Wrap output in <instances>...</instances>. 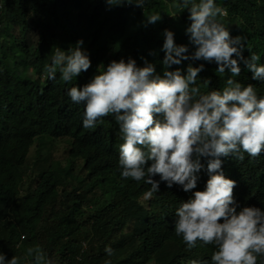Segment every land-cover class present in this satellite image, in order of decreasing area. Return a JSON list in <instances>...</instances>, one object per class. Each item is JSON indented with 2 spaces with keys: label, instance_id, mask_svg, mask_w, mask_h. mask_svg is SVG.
<instances>
[{
  "label": "trees",
  "instance_id": "1",
  "mask_svg": "<svg viewBox=\"0 0 264 264\" xmlns=\"http://www.w3.org/2000/svg\"><path fill=\"white\" fill-rule=\"evenodd\" d=\"M227 9L221 18L232 37L246 38L243 55L260 56L264 64V0H217ZM160 12L162 19L145 26V17ZM175 15V16H174ZM187 9L174 0H147L143 9L119 0H0V251L31 264L27 248L40 247L55 264H189L210 261L214 246L186 248L175 235V210L191 193L160 184L148 200L150 185L121 179L119 146L123 143L113 117H103L93 129L82 126L83 104L66 95L72 86L87 84L113 60H143L162 74L163 31L175 34L177 45L189 44L185 35ZM83 40L91 67L71 83L57 74L44 76L55 47L67 50ZM202 61H184L198 66ZM242 71L235 80L253 84L264 96V82ZM205 63L199 73L201 91L222 90L230 73H216ZM170 69V70H173ZM209 80L208 88L203 85ZM67 144V158L57 167L48 159L50 148ZM34 151L35 161H29ZM223 159L227 178L236 181L234 200L241 206L264 207V152L240 161ZM203 162V161H202ZM32 163V164H31ZM202 191L206 173H199ZM159 179V177H155ZM110 245L114 254L104 252ZM257 264H264L258 257Z\"/></svg>",
  "mask_w": 264,
  "mask_h": 264
},
{
  "label": "clouds",
  "instance_id": "2",
  "mask_svg": "<svg viewBox=\"0 0 264 264\" xmlns=\"http://www.w3.org/2000/svg\"><path fill=\"white\" fill-rule=\"evenodd\" d=\"M146 2L119 0V5L143 9ZM174 6L189 12L185 35L192 51L177 45L174 32L165 29L162 74L143 57L142 67L131 57L121 58L98 69L87 84L67 89L66 95L83 104L85 129L95 128L103 117L114 118L123 141L120 178L150 185L145 200L159 192L161 183L191 193L175 210V235L189 250L198 242L215 250L210 261L193 259L189 264H257L258 257H264V207H241L234 200L236 181L225 176L222 158L242 161L245 154L257 158L264 152V96L257 95L253 84L234 79L243 64L251 80L264 82V64L257 63L260 56L255 53L243 55L246 38L230 35L221 22L227 9L217 0H174ZM161 19L160 12L151 13L145 26ZM83 44L81 39L67 50L55 47L44 65L45 78L54 81L59 73L60 80L71 83L87 72L91 59ZM184 61L204 63L173 69ZM205 63L217 65L216 73H230L222 90L201 91L199 73ZM202 83L208 88L210 81ZM201 171L208 177L204 189L192 191ZM104 252L111 257L114 249L107 245ZM27 255L31 264H55L38 246L27 248ZM0 264H20V258L9 259L0 251Z\"/></svg>",
  "mask_w": 264,
  "mask_h": 264
},
{
  "label": "rangeland",
  "instance_id": "3",
  "mask_svg": "<svg viewBox=\"0 0 264 264\" xmlns=\"http://www.w3.org/2000/svg\"><path fill=\"white\" fill-rule=\"evenodd\" d=\"M47 156L55 167L60 164L63 165L65 163V159L67 158V144L63 141L55 143L53 147L50 148V152ZM29 161L32 163L35 161L33 149L29 154Z\"/></svg>",
  "mask_w": 264,
  "mask_h": 264
}]
</instances>
